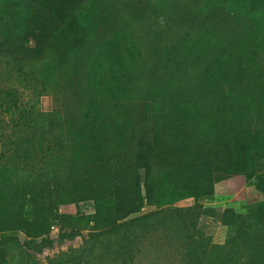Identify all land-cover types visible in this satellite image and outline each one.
<instances>
[{
	"label": "rangeland",
	"instance_id": "1",
	"mask_svg": "<svg viewBox=\"0 0 264 264\" xmlns=\"http://www.w3.org/2000/svg\"><path fill=\"white\" fill-rule=\"evenodd\" d=\"M87 2L26 65L0 264H264V0Z\"/></svg>",
	"mask_w": 264,
	"mask_h": 264
},
{
	"label": "trees",
	"instance_id": "2",
	"mask_svg": "<svg viewBox=\"0 0 264 264\" xmlns=\"http://www.w3.org/2000/svg\"><path fill=\"white\" fill-rule=\"evenodd\" d=\"M17 2L23 18V32L12 39H0V165L12 155L19 154L18 148L12 149L11 140L23 137L9 130L20 124V108H34L28 104L34 90L31 83L34 76L31 71L27 72L26 65L32 64L36 67L43 62L48 45L52 44L55 35L63 32L71 19L88 4L87 0ZM11 106L18 109V118L11 112ZM54 153L53 146L46 151L48 157Z\"/></svg>",
	"mask_w": 264,
	"mask_h": 264
}]
</instances>
